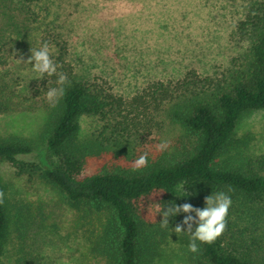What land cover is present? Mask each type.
<instances>
[{"label":"trees","instance_id":"1","mask_svg":"<svg viewBox=\"0 0 264 264\" xmlns=\"http://www.w3.org/2000/svg\"><path fill=\"white\" fill-rule=\"evenodd\" d=\"M13 1L0 0V16L3 32L19 35L6 5ZM234 32L245 47L221 72L201 76L189 71L179 80L153 82L127 101L104 93L101 84L83 80L59 48L52 60L68 82L54 107L46 93L59 87L57 75L37 76L29 83L15 76L7 68L6 44L0 37V115L42 112L45 117L38 146L17 136L0 138V162L11 163L29 177L38 175L76 210L105 211V225L91 247L104 264H138L140 251L151 249L155 235L163 240L175 233L188 215L169 217V226L162 228L157 205L162 211L173 203L202 209L205 198L217 192L232 201L226 228L211 244L197 241L199 252H191L194 262L264 264V155L245 156L242 142L233 138L242 114L264 109V0L248 2ZM104 110L112 115L111 131L133 139L128 155L136 160L147 153L146 167L81 175L86 158L99 151L79 144L78 120L82 115L102 117ZM162 141L169 147L158 151ZM29 155L36 160L20 159ZM0 191L1 257L9 233L21 235L27 226L23 204H9L1 179ZM178 235L190 243V233Z\"/></svg>","mask_w":264,"mask_h":264},{"label":"rangeland","instance_id":"2","mask_svg":"<svg viewBox=\"0 0 264 264\" xmlns=\"http://www.w3.org/2000/svg\"><path fill=\"white\" fill-rule=\"evenodd\" d=\"M249 1L14 0L6 5L19 35L3 32L0 16V37L7 68L26 82L39 75L17 59L27 61L30 49L47 42L51 58L64 48L78 76L127 101L153 82L179 80L189 71L221 72L245 47L234 28ZM44 118L42 112L0 115V138L17 136L38 146ZM78 122L79 144L99 151L86 158L82 176L133 167L127 152L133 139L111 131L108 111L102 117L82 115ZM233 138L242 142L245 156L264 155V109L242 114ZM20 159L36 160L34 155ZM0 179L9 204H23L27 226L21 235L9 233L0 264H104L91 247L105 225V211L76 210L38 175L19 173L6 161L0 162ZM188 245L175 233L163 240L155 235L151 249L140 251L138 264H196Z\"/></svg>","mask_w":264,"mask_h":264},{"label":"clouds","instance_id":"3","mask_svg":"<svg viewBox=\"0 0 264 264\" xmlns=\"http://www.w3.org/2000/svg\"><path fill=\"white\" fill-rule=\"evenodd\" d=\"M31 55L27 61L17 59L18 63H28L32 65V71L38 73L39 78L46 75H57L56 84L59 87L50 88L46 93L48 102L54 107L58 99L64 94V87L68 80L64 73L57 72V65L53 62L50 55V48L47 42L37 49H30ZM34 61V64H33ZM169 147L168 141H162L157 145L158 151H165ZM147 153L139 156L133 161V170H137L147 166ZM4 193L0 191V203H3ZM232 204L230 196L224 192H217L205 198L204 208H194L190 203L182 205L171 204L166 210L157 205V212L160 213L163 219L160 221L162 228L169 226V217H174L178 213H186L181 224H177L173 229L175 233L187 232L190 233V243L188 249L192 253L199 252V245L197 241L203 244L213 243L219 236H221L226 228V217L228 210ZM195 213V216L191 215ZM193 224H196L193 230ZM184 226H187V231H184Z\"/></svg>","mask_w":264,"mask_h":264}]
</instances>
